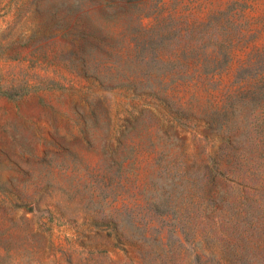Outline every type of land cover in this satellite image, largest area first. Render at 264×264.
I'll return each instance as SVG.
<instances>
[{"label": "rangeland", "instance_id": "obj_1", "mask_svg": "<svg viewBox=\"0 0 264 264\" xmlns=\"http://www.w3.org/2000/svg\"><path fill=\"white\" fill-rule=\"evenodd\" d=\"M261 202L264 0H0V264H264Z\"/></svg>", "mask_w": 264, "mask_h": 264}, {"label": "trees", "instance_id": "obj_2", "mask_svg": "<svg viewBox=\"0 0 264 264\" xmlns=\"http://www.w3.org/2000/svg\"><path fill=\"white\" fill-rule=\"evenodd\" d=\"M245 197H247V193H245ZM242 203H240L239 210L237 211V214L241 218V221L237 223L238 227L246 226L249 229H252L254 231L257 230L255 233V237L257 235H264V202H261L257 208L252 207L249 205V207L245 210H242L241 207ZM235 233L232 234L233 239ZM252 259H250V262ZM250 262H246L245 264H250Z\"/></svg>", "mask_w": 264, "mask_h": 264}]
</instances>
